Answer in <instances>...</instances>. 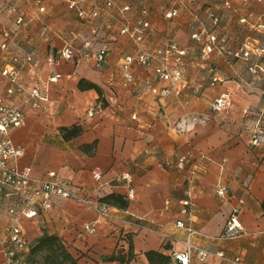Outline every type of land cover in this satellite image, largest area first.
Segmentation results:
<instances>
[{
    "label": "crops",
    "instance_id": "obj_1",
    "mask_svg": "<svg viewBox=\"0 0 264 264\" xmlns=\"http://www.w3.org/2000/svg\"><path fill=\"white\" fill-rule=\"evenodd\" d=\"M113 2L0 0V42L20 57L31 56L21 63V82L45 96L39 106L25 103V94L14 96L24 114L11 133L21 150L16 163L29 165L36 177L55 170L86 200L53 196L47 211L20 219L27 239L32 245L43 233L53 234L78 264H152L146 255L152 251L168 256V264H180L173 253L186 239L185 229L176 226L181 220L196 230L195 244L264 264V140L259 146L250 143L257 124L264 139V52L247 59L240 55L246 40L264 48V32L249 23L264 13V0ZM123 3L130 6L124 12ZM172 8L177 14L166 17ZM18 16L21 24L15 23ZM141 17L151 24L141 47L173 40L184 50L166 60L168 69H181L174 84L156 78L152 67L158 60L150 66L133 62V80L123 77L120 63L135 43L119 29ZM202 28L225 39L224 55L202 54V44L191 38ZM65 43L73 48L72 59L59 56ZM102 47L104 60L97 66L94 54ZM251 64L256 72L249 70ZM53 72L60 77L49 82ZM213 74L219 78L215 84ZM5 84L0 76L2 96ZM152 85L173 89L158 98ZM219 93L229 103L217 111L212 101ZM91 108L93 115L87 113ZM97 169L98 179L92 173ZM218 184L228 186L223 197L216 194ZM239 200L244 232L223 238ZM98 202L109 205L113 219L94 209ZM9 220L4 213L0 225ZM86 222L94 231L83 230ZM3 260L0 252V264ZM189 264L228 262L214 254L199 261L193 254Z\"/></svg>",
    "mask_w": 264,
    "mask_h": 264
},
{
    "label": "built area",
    "instance_id": "obj_2",
    "mask_svg": "<svg viewBox=\"0 0 264 264\" xmlns=\"http://www.w3.org/2000/svg\"><path fill=\"white\" fill-rule=\"evenodd\" d=\"M113 0H105L106 6H112ZM227 4V2H225ZM129 4L123 3L120 6V11L124 12L129 9ZM42 10V8H40ZM145 13V9L140 10ZM79 10L78 14L82 15ZM96 14V12H93ZM177 14V10L172 8L165 14L166 17H172ZM16 23L22 21V17L18 16ZM241 22H248L246 18H241ZM252 28L264 32V13L259 15L254 21L249 22ZM151 31V24L146 18H138L134 25H123L119 32L126 34L130 40L135 43V48L131 53L126 54L120 63V68L124 79L127 82L133 80L131 73V65L136 62L143 66H150L152 61L158 60L152 68L156 78L161 81L174 84L176 80L181 78L182 72L180 68L168 69L166 60L172 56H181L184 54L181 48L173 40H169L165 45L151 49H145L140 46L146 36ZM191 38L202 44V54L204 56L214 53L217 56L225 54V39L218 37L212 32H208L204 28L195 31L191 34ZM84 45H88L89 41H85ZM254 43L246 40L240 47V55L244 58H249L252 53L264 52L263 47H256ZM106 48L102 47L94 54L96 65L99 66L104 60ZM59 56L64 59H72L74 51L71 45L65 44L59 49ZM30 55L24 57L18 56L12 52L6 41L0 42V76L6 80L3 96L0 95V217L5 213L10 218L9 221L2 222L0 225V252L4 256L2 264H31L28 262V255L31 244L27 239L25 232L22 229L20 219H32L42 211H47L52 206V197L60 196L67 199H76L86 202L83 196H80L76 189L69 187L65 182L59 180L55 170L49 169L41 177H36L32 174V169L29 165L18 166L16 160L21 154V150L14 146L11 140V133L14 129L22 125L24 114L20 105L13 101L14 96L25 94L24 102L30 103L33 106H39V99H45L41 95L37 87H32L28 90L21 82V63L23 61L29 62ZM52 61V58H48ZM249 70L256 72V64H251ZM60 77L58 73H52L48 81L54 82ZM219 78L214 74L210 76V82L215 84ZM171 85L166 86H150V91L158 98H166L172 92ZM11 100V101H10ZM228 98L226 94L219 93L212 101V108L214 110H222L228 105ZM89 115H93L94 109L87 111ZM262 130L259 124L254 128L250 143L253 146H259L264 140L262 137ZM184 156L179 157V164L181 165ZM93 176L99 178L101 176L100 170H93ZM129 180L128 176H124ZM228 192L226 184H218L216 187V194L223 197ZM134 196L133 188L130 187L127 191V197ZM168 203V201H166ZM184 203H187L186 201ZM242 201L239 200L227 217L225 226L221 233L223 238H235L244 232L242 222L239 218ZM94 209L101 215L108 219H113L109 205L106 203L96 204ZM187 211L186 208L183 209ZM176 226L184 228L186 231V239L183 240V249L173 253V257L180 264H189L190 258L194 254L199 261H203L208 255L214 254L228 262V264H247L240 256H227L222 250L209 251L192 241V236L197 232L195 229L184 224L179 220ZM94 224L86 222L83 224L85 232L94 231Z\"/></svg>",
    "mask_w": 264,
    "mask_h": 264
},
{
    "label": "trees",
    "instance_id": "obj_3",
    "mask_svg": "<svg viewBox=\"0 0 264 264\" xmlns=\"http://www.w3.org/2000/svg\"><path fill=\"white\" fill-rule=\"evenodd\" d=\"M48 248L49 251L46 254V264H78L76 259L69 253L66 247L58 240L53 234L43 233L36 241L31 245L28 262L32 263V256L42 248ZM149 261L152 264H168L169 257L157 252L146 253ZM110 258H116V256H109Z\"/></svg>",
    "mask_w": 264,
    "mask_h": 264
},
{
    "label": "rangeland",
    "instance_id": "obj_4",
    "mask_svg": "<svg viewBox=\"0 0 264 264\" xmlns=\"http://www.w3.org/2000/svg\"><path fill=\"white\" fill-rule=\"evenodd\" d=\"M22 22L23 21H21L20 23H16V20H15L16 24H21ZM65 44H67V43H65ZM48 251H49V249L44 247L41 250L34 253V255L32 256V263H34V264H46L47 259L45 256H46Z\"/></svg>",
    "mask_w": 264,
    "mask_h": 264
}]
</instances>
